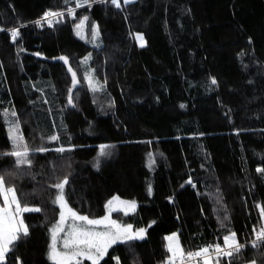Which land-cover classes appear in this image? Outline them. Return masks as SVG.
I'll list each match as a JSON object with an SVG mask.
<instances>
[{"label":"trees","instance_id":"trees-1","mask_svg":"<svg viewBox=\"0 0 264 264\" xmlns=\"http://www.w3.org/2000/svg\"><path fill=\"white\" fill-rule=\"evenodd\" d=\"M75 2L0 0V176L21 206L41 209L22 214L29 234L7 264H53L50 229L60 209L52 185L65 179V198L80 215L99 219L118 196L137 207L113 217L147 228L100 264H162L172 233L184 252L223 245L232 232L240 243L254 238L264 228V0ZM48 11L64 16L37 26ZM84 16L88 35L98 26L95 45L75 34ZM12 28L20 30L14 42ZM87 55L103 84L96 92L84 77ZM62 56L68 64L53 61ZM70 90L79 110L67 107ZM7 116L21 128L30 165L4 155L14 150ZM101 145L110 146L104 156ZM253 261L264 264V241L221 264Z\"/></svg>","mask_w":264,"mask_h":264},{"label":"snow or ice","instance_id":"snow-or-ice-1","mask_svg":"<svg viewBox=\"0 0 264 264\" xmlns=\"http://www.w3.org/2000/svg\"><path fill=\"white\" fill-rule=\"evenodd\" d=\"M68 2V0H66ZM94 0H76L75 8H81L85 5H90ZM132 0H124L125 4L131 3ZM111 3L117 8L120 7V0H111ZM75 8L67 9L68 14L74 16ZM63 12L48 11L45 12L41 19L36 20L34 23L37 26H41L42 22H46L49 27H52L53 21L56 18H62ZM88 21V17L84 16L78 24L75 25L76 34L82 39L85 23ZM56 22H59L56 19ZM13 42L20 36L19 28H12L9 30ZM99 34L98 26H91V35L93 39ZM134 39L141 48L146 46V41L143 34L137 33ZM65 64H68L67 57H60ZM88 57L85 58L84 62H87ZM72 74L73 87L79 83L77 80V74L71 67L68 69ZM89 80V87L93 92L100 90L92 82L91 77H86ZM212 83L215 84L216 80L213 78ZM71 93V90H70ZM72 103L71 94L69 96V104ZM181 107H184L181 105ZM6 114V113H5ZM12 116H16L13 111ZM19 128L18 123L14 124L9 130V137L11 138L14 150L4 155L15 157L16 165L31 164L28 159L29 150L27 145L24 144V137L22 134H18ZM52 140H56L57 137H51ZM110 147L109 145H101L99 155H106L105 149ZM44 151V149H40ZM57 152H64V148L56 149ZM149 167H151L154 160L152 154H148ZM257 172L264 173V168H257ZM68 183L67 179L64 181L52 185V187L58 189V194L53 200V204L59 206V221L56 226L51 230V243L49 245L48 259L53 264H81L82 259L88 260L91 264H100V261L108 254V250L118 243H129L136 240H143L147 234V228H138L133 230L131 224H120L115 220L110 219V215H106L100 219H90L86 215H80L78 212L69 207L68 202L65 198L64 188ZM187 183L191 184L192 181L189 179ZM194 186V185H193ZM149 194H151V186H149ZM0 196L3 197V206H0V264H7V259L10 253H12L16 243L22 238L29 234V228L24 223L22 214L25 212H39L41 211L38 207L21 206L20 201L17 198L16 190L13 187H6L5 178L0 176ZM120 206V207H117ZM105 207L112 211L122 210L125 215L136 210L135 201H124L118 196H114L110 199ZM264 213V208L261 209ZM71 220L72 223L68 225L67 231H65V224ZM153 223H155L153 221ZM103 230H98L99 228ZM148 227H151L149 225ZM65 233L62 239V250L58 247L60 243L59 234ZM257 240H264V228L256 234ZM167 241V251L171 254L168 257L166 264H175L176 259L183 260L185 256L191 260L195 258H202L203 264H221L223 257H232L234 254L239 253L244 247L237 240L236 233L232 232L223 238V246L216 244L214 246L204 247L196 252L185 253L182 249L179 239L176 233H172L165 237ZM253 246H256V241H253ZM212 253L215 254V261L212 260ZM119 264V258H114ZM17 264H19V257L16 258ZM255 264V261L252 262Z\"/></svg>","mask_w":264,"mask_h":264},{"label":"rangeland","instance_id":"rangeland-1","mask_svg":"<svg viewBox=\"0 0 264 264\" xmlns=\"http://www.w3.org/2000/svg\"><path fill=\"white\" fill-rule=\"evenodd\" d=\"M133 1V0H132ZM76 28H75V34H76ZM76 36L79 38V39H81V40H83V41H87L88 43H91V44H93V45H95V43H97L98 41H99V34L95 37V39H93V37H92V35H91V33L88 35V33H87V27H86V23H85V28H84V31H83V36H84V38L82 39L80 36H78L77 34H76ZM86 57H88L89 59H87V62H84L85 61V58ZM86 57H84L83 58V60H82V64H83V66H84V69H85V73H84V77H85V79H86V81H87V83H88V85H89V80L86 78V77H91V79H92V82H93V84L95 85V86H97L99 89H101L102 87H103V84L97 79V78H95V76H94V72H93V69L90 67V65H89V62H90V55H87ZM8 118H10L9 116H7ZM17 122H15L14 120H12L11 118L10 119H8V121H7V125H8V129L10 130V128L14 125V124H16ZM18 128H19V132H18V134H22L21 133V128H20V126H19V124H18ZM11 139V138H10ZM11 142H12V140H11ZM24 144H27L26 142H25V139H24ZM12 145H13V142H12ZM13 147H14V145H13ZM28 148V147H27ZM28 150H29V148H28ZM107 152H109L110 150L108 149V150H106ZM29 154H30V150H29ZM28 159H29V155H28ZM3 197L2 196H0V206H3ZM117 207H120V206H117ZM120 211H122V210H118V211H112L111 213H109V210L106 208V213H105V215L104 216H106V215H110V219H112V220H115L117 223H119L114 217H113V214L114 213H116V212H120ZM103 216V217H104ZM103 217H101V218H103ZM100 219V218H99ZM58 221H59V219H58ZM57 221V222H58ZM72 223V221L71 220H69L66 224H65V231H67V229H68V225L69 224H71ZM57 224V223H56ZM56 224H54L53 225V227L50 229V243H51V230L56 226ZM98 230H103V228L101 227V228H99ZM64 235H65V233H60L59 234V238H60V243H58V247H61V250H62V239H63V237H64ZM167 242V241H166ZM180 243V242H179ZM48 252H49V249H48ZM185 253H187V252H185ZM212 255V259L213 260H215V258H216V256H215V254L214 253H212L211 254ZM189 264H191V263H189ZM197 264H203V262L202 263H197ZM247 264H252V263H247Z\"/></svg>","mask_w":264,"mask_h":264},{"label":"built area","instance_id":"built-area-1","mask_svg":"<svg viewBox=\"0 0 264 264\" xmlns=\"http://www.w3.org/2000/svg\"><path fill=\"white\" fill-rule=\"evenodd\" d=\"M253 241H256V245H258L260 242H262V241H264V240H257V239H256V236H255V237L252 238L251 240H249V241H247V242H243V243H241V244H243L244 246H245L246 244H250V245L253 246V243H252ZM221 246H223V245H221ZM166 262H167V261H165V262L162 263V264H166ZM189 263H191V264L202 263V258H195V259H191V260H189V259L185 256V258H184L183 260L176 259V261H175V264H189Z\"/></svg>","mask_w":264,"mask_h":264},{"label":"water","instance_id":"water-1","mask_svg":"<svg viewBox=\"0 0 264 264\" xmlns=\"http://www.w3.org/2000/svg\"><path fill=\"white\" fill-rule=\"evenodd\" d=\"M54 62H57V61H60V59H54L53 60ZM71 94V97H72V103L69 104V96ZM67 107L70 108V109H74V110H79L78 109V106L75 104L74 102V99H73V92L71 91V93H69L68 97H67Z\"/></svg>","mask_w":264,"mask_h":264}]
</instances>
